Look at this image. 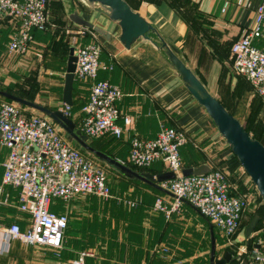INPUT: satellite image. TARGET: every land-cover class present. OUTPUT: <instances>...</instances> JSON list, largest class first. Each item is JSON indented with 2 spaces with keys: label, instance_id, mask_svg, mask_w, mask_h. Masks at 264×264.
I'll list each match as a JSON object with an SVG mask.
<instances>
[{
  "label": "crops",
  "instance_id": "crops-1",
  "mask_svg": "<svg viewBox=\"0 0 264 264\" xmlns=\"http://www.w3.org/2000/svg\"><path fill=\"white\" fill-rule=\"evenodd\" d=\"M59 1L63 3L65 26L75 31L86 28L85 35H78V41L96 40L100 44V60L112 68L100 69L97 79H106L121 88L123 96L117 107L120 114L132 118L130 128L120 137L105 133L96 138L94 143L99 149L129 164L131 135L137 133L154 138L160 126L165 125L184 131L188 138V142L179 148L184 168L206 164L210 169H220L232 163L237 169L236 158L205 108L190 94L166 56L151 40L139 38L125 48L118 39L120 27L116 21L81 0ZM126 1L157 29L229 112L246 127L250 120L253 124V112L263 108L264 103L254 96L245 78L234 72L230 46L252 23L254 9L261 0ZM54 6L53 10L58 8ZM73 11L107 32L109 39L72 21L69 15ZM6 29L3 23L1 53L5 49ZM43 32L32 31L34 43L43 39ZM150 38L157 37L150 34ZM50 61L53 64L48 61L38 69V89L33 101L58 109L64 104L62 91L67 60L64 63L59 59ZM90 83L73 81L71 113L73 119L76 118L75 125L83 115L81 106L88 99ZM3 84L0 81V87ZM116 122L123 126L122 118ZM257 139L264 144L260 137ZM7 154L8 148L0 144V186ZM131 167L154 175L167 171L161 161H155L147 168ZM114 172L121 176L122 191L114 193L111 189L112 198L105 200L94 195H80L68 203L61 200L51 203L52 211L68 215L63 244L58 251L25 244L19 239L11 240L8 250H4L0 234V264H75L74 260L82 251L91 252L83 264H205L207 261L209 264L210 231L217 230L206 217L187 201L169 215L154 210L157 196H161L165 206L169 207L173 195ZM230 191L241 194L231 182ZM17 192L12 186H4L0 191V225L17 222L24 230L29 216L18 210ZM123 196L135 205L128 206ZM258 238L264 239V202L261 197H253L248 200L234 242L251 248Z\"/></svg>",
  "mask_w": 264,
  "mask_h": 264
},
{
  "label": "built area",
  "instance_id": "built-area-1",
  "mask_svg": "<svg viewBox=\"0 0 264 264\" xmlns=\"http://www.w3.org/2000/svg\"><path fill=\"white\" fill-rule=\"evenodd\" d=\"M50 0H0V29L4 19L13 23L6 49L10 53L25 54L33 42V30L45 31L49 22ZM226 6V3H225ZM83 36L86 28L76 31ZM101 46L96 40L78 41L74 77L88 82L89 95L81 106L82 116L76 127L87 139H96L105 133L120 137L130 128L132 118L122 115L117 102L122 98L121 88L106 79H97L100 69H111L100 60ZM232 67L237 75L251 85L253 94L264 103V0L254 9L252 23L231 43ZM60 109L69 118L71 105ZM123 119V126L117 119ZM75 123V122H74ZM76 124V123H75ZM188 142L184 131L160 126L154 138L133 133L129 140L128 162L137 168H147L161 161L174 178L160 182L174 197L167 207L157 196L154 210L169 215L179 210L183 201L192 204L206 217L224 239V246H233L236 264H264V239L258 238L251 248L235 245L234 236L248 204L246 196L232 194L227 173L211 169L201 175H182L184 168L179 148ZM0 144L8 148L3 162L2 186L17 189V208L29 216L28 226L22 230L17 222L0 225L4 250L10 241L19 239L25 244L43 246L58 251L63 244L67 227L66 212L50 209L51 203H68L76 196L94 195L102 199L113 197L106 171L93 157L70 144L62 129L49 117L39 112L26 113L12 102H0ZM128 206L135 203L123 198ZM90 251L80 252L75 264H83Z\"/></svg>",
  "mask_w": 264,
  "mask_h": 264
},
{
  "label": "water",
  "instance_id": "water-1",
  "mask_svg": "<svg viewBox=\"0 0 264 264\" xmlns=\"http://www.w3.org/2000/svg\"><path fill=\"white\" fill-rule=\"evenodd\" d=\"M90 8L108 16L112 21H116L120 27L119 41L125 48H129L137 39L144 38L151 40L166 56L174 70L181 77L187 90L202 105L207 114L212 119L218 132L224 138L233 155L237 158L243 171L255 186L259 196L264 202V144L253 137L244 125L231 113L222 102L211 94L192 69L181 59L169 46L167 41L159 34L157 29L144 18L139 12L132 9L126 0H81ZM70 19L83 27L92 29L106 39L109 34L101 28L94 26L76 11L70 13ZM150 34H155L156 39H151ZM76 56L74 47L69 48L67 57L64 84L62 91V101L64 104L72 105V90L74 81ZM0 96L7 98L19 105H24L34 111L49 117L72 139L82 150L94 156L97 160L105 163L108 167L115 169L122 175L132 180H139L149 186L170 195V191L163 188L160 182L174 178L172 171H165L158 174L137 171L124 162L111 157L109 154L98 150L88 141L87 137L76 128L74 121L65 115L60 109H50L40 103L30 101L0 88ZM211 169L206 164L195 167H185L182 175H201ZM174 197V195H173ZM211 248L209 254V264H227L231 259V253L225 251L221 258L216 257V241L213 231H210Z\"/></svg>",
  "mask_w": 264,
  "mask_h": 264
},
{
  "label": "rangeland",
  "instance_id": "rangeland-1",
  "mask_svg": "<svg viewBox=\"0 0 264 264\" xmlns=\"http://www.w3.org/2000/svg\"><path fill=\"white\" fill-rule=\"evenodd\" d=\"M51 3L52 5L49 13L50 24L43 32V39L40 40L38 44L33 41L30 45L29 51L25 54L10 53L7 51L6 47L3 52L0 53V81L1 84L4 82L2 85L3 87H10L17 93L25 94V92H28L29 94L32 93L34 95L38 89L39 67L41 68L43 63L48 61V64H53V61L50 60L59 59L63 63L66 62L69 48L76 45L78 39L76 31L67 28L64 24L65 12L62 6L63 3L59 0H52ZM53 5L58 8H54L53 10ZM262 107L263 108L260 110H255V112H253L251 116L253 117V124L250 120V124H247V127L252 135H257L264 141V105ZM23 110L28 112L34 111L28 107H23ZM88 140L95 142V139ZM69 142L71 145H76V143L70 138ZM94 160L106 171L112 191L114 193L121 192L122 184L119 179L121 176L110 170L103 162L96 158H94ZM236 168L237 169H234L232 163L229 167H220V169L227 173L228 179H230L232 185L235 186L237 190L240 189L241 194L246 196L247 200H251L253 197H260L255 186L239 163H237ZM120 196L122 197V195ZM223 244L224 239L217 234L216 257L221 258L225 251H229L231 253L232 261L230 259L227 264H236L237 253L235 248L233 246L226 247ZM205 264H208V261L205 262Z\"/></svg>",
  "mask_w": 264,
  "mask_h": 264
},
{
  "label": "trees",
  "instance_id": "trees-1",
  "mask_svg": "<svg viewBox=\"0 0 264 264\" xmlns=\"http://www.w3.org/2000/svg\"><path fill=\"white\" fill-rule=\"evenodd\" d=\"M3 23L6 25V33H5V35H4V39H5V47L7 46V43H8V40H9V35H10V32L12 31V27H13V23L12 22H10V21H8L7 19H4V20H2V22H1V29H0V44H1V38H2V27H3ZM1 51H2V46H0V53H1ZM74 81H76L77 82V79H75ZM79 81V80H78ZM80 82V81H79ZM1 89H3V90H5V91H8V92H10V93H13V94H15V95H18V96H20V97H23V98H25V99H28V100H30V101H33V94L32 93H28V92H25V94L24 93H17V92H15V91H13V89H11L10 87H0ZM34 93V92H33ZM35 94V93H34ZM256 98H258L259 100H260V103H262L261 102V99L259 98V97H257L256 95H254ZM1 101H6V102H12V103H15V102H13V101H11V100H9V99H7V98H4V97H2V96H0V102ZM22 108L23 107H26V106H24V105H20ZM72 107H73V104L71 105V109H72ZM30 109V108H29ZM26 113H30V112H28V111H25ZM37 112V111H36ZM70 118L75 122V120H76V118L75 119H73V116H72V113H71V116H70ZM76 123V122H75ZM244 127H245V129L249 132V129H248V127H246L245 125H244ZM253 137H258L257 135H252ZM90 143H91V145L92 146H94L95 148H97L98 150H101V149H99L97 146H96V144L94 143V141H90V140H88ZM75 148H77V149H79L82 153H84V154H86V155H88V156H91V157H93V158H95L94 156H92V155H90V154H88L87 152H85L84 150H82L81 148H79V147H77L78 145L76 144V145H73ZM101 151H103V150H101ZM103 152H105V151H103ZM106 153V152H105ZM108 154V153H107ZM110 155V154H109ZM111 156V155H110ZM234 156V155H233ZM112 157V156H111ZM235 157V156H234ZM236 158V157H235ZM236 161H237V163H239L238 162V160H237V158H236ZM128 163V162H127ZM105 164V163H104ZM130 164V163H129ZM126 164V165H128L129 167H131V166H133L132 164ZM107 166V165H106ZM108 167V166H107ZM135 167V166H134ZM110 170H114V171H116L115 169H112V168H110V167H108ZM132 168V167H131ZM118 172V171H117ZM118 173H120V172H118ZM121 174V173H120ZM122 175V174H121ZM216 235H217V232L214 230V236H215V241H216ZM231 261H232V259H231Z\"/></svg>",
  "mask_w": 264,
  "mask_h": 264
}]
</instances>
